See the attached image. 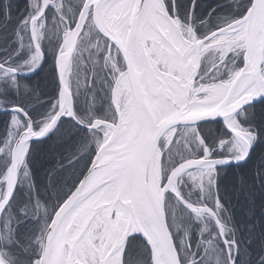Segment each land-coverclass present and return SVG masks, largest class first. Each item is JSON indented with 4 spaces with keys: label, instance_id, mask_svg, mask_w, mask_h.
<instances>
[{
    "label": "snow or ice",
    "instance_id": "1",
    "mask_svg": "<svg viewBox=\"0 0 264 264\" xmlns=\"http://www.w3.org/2000/svg\"><path fill=\"white\" fill-rule=\"evenodd\" d=\"M197 9L0 0V264H264V0Z\"/></svg>",
    "mask_w": 264,
    "mask_h": 264
},
{
    "label": "trees",
    "instance_id": "2",
    "mask_svg": "<svg viewBox=\"0 0 264 264\" xmlns=\"http://www.w3.org/2000/svg\"><path fill=\"white\" fill-rule=\"evenodd\" d=\"M216 2L217 0H197L198 14L206 15L208 6L213 5ZM10 39H11V31L10 29H5L3 33H0V47L6 46ZM36 91L39 93V95L33 98V103L36 106V110L39 112V111H43L45 107V99L46 97L50 96L51 88L47 85L46 81H37ZM63 156L67 158L68 156L67 151L63 153ZM59 158L60 157L57 156L50 158L47 161H44L40 157H35L33 158V163L29 164V168L33 169L32 179L35 181L37 188L41 191V193H42V186L46 182V168L54 167ZM65 191H67V189H65ZM41 199L45 200L46 205H48L49 210H51L50 205L52 204V201L46 199V197L43 194H41ZM17 206L18 205H15L13 208L14 212ZM248 207H249V202H244L243 200H241L237 202V208L235 209L236 212L235 219L238 226L241 227L240 238L242 239V248L246 245L249 249H255L256 251H259L258 244L261 239V232L262 230H264V208H261L259 206V203H257L255 209V216H253L251 213H249L246 216L245 212ZM38 224L39 221H36L34 219H29L24 221L20 229L22 239H24L25 233H34ZM194 241H195V233H193V242ZM248 241L251 242L248 243Z\"/></svg>",
    "mask_w": 264,
    "mask_h": 264
}]
</instances>
